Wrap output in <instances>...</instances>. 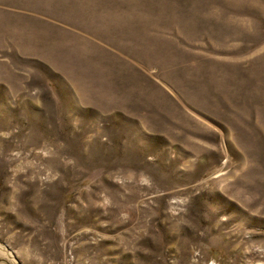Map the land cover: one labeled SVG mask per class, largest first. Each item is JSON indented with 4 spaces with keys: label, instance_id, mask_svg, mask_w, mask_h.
Here are the masks:
<instances>
[{
    "label": "rangeland",
    "instance_id": "obj_1",
    "mask_svg": "<svg viewBox=\"0 0 264 264\" xmlns=\"http://www.w3.org/2000/svg\"><path fill=\"white\" fill-rule=\"evenodd\" d=\"M0 264H264V0H0Z\"/></svg>",
    "mask_w": 264,
    "mask_h": 264
}]
</instances>
